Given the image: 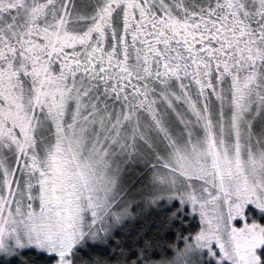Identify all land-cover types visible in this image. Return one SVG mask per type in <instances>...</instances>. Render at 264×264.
<instances>
[{
  "label": "snow or ice",
  "instance_id": "6c2138e0",
  "mask_svg": "<svg viewBox=\"0 0 264 264\" xmlns=\"http://www.w3.org/2000/svg\"><path fill=\"white\" fill-rule=\"evenodd\" d=\"M0 264H264V0H0Z\"/></svg>",
  "mask_w": 264,
  "mask_h": 264
}]
</instances>
